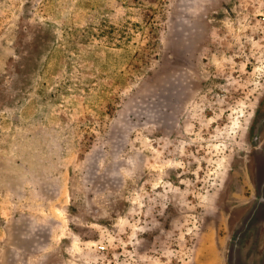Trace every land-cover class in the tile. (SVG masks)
I'll return each instance as SVG.
<instances>
[{
	"label": "rangeland",
	"instance_id": "obj_1",
	"mask_svg": "<svg viewBox=\"0 0 264 264\" xmlns=\"http://www.w3.org/2000/svg\"><path fill=\"white\" fill-rule=\"evenodd\" d=\"M263 115L264 0H0V264H229Z\"/></svg>",
	"mask_w": 264,
	"mask_h": 264
},
{
	"label": "flooded vegetation",
	"instance_id": "obj_2",
	"mask_svg": "<svg viewBox=\"0 0 264 264\" xmlns=\"http://www.w3.org/2000/svg\"><path fill=\"white\" fill-rule=\"evenodd\" d=\"M263 121L264 115L260 117L259 123H262ZM255 148V157H259L260 153L264 155V148L259 146H255ZM262 176L263 178L259 180L262 184L258 187V197L243 217L244 222L242 224L244 225V228L235 249V255L237 257L235 264H241L240 258L246 260L248 264L255 262H263L264 264V260L261 262V260L264 259V170ZM251 209L252 212L249 213ZM232 246L233 242H231L229 252L231 251ZM247 250H249L248 253Z\"/></svg>",
	"mask_w": 264,
	"mask_h": 264
},
{
	"label": "water",
	"instance_id": "obj_3",
	"mask_svg": "<svg viewBox=\"0 0 264 264\" xmlns=\"http://www.w3.org/2000/svg\"><path fill=\"white\" fill-rule=\"evenodd\" d=\"M262 184V183H261ZM252 212V209L250 210V212L249 213H251ZM252 215V214H251ZM244 222V220L242 221V223ZM243 228H244V225L243 224H241V225H239L237 228H236V231H235V233H234V237H233V246H232V248H231V251L229 252V256H228V263L229 264H235V260H237V257H236V255H235V249H236V247H237V243H238V241H239V238H240V235H241V233H242V231H243ZM264 259H262L261 260V262L263 261ZM240 263L241 264H248V262L246 261V260H244L243 258H240ZM260 262H258V263H252V264H259ZM260 264H263V262L262 263H260Z\"/></svg>",
	"mask_w": 264,
	"mask_h": 264
}]
</instances>
